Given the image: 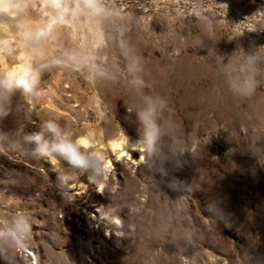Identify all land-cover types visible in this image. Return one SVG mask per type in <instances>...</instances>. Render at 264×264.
Listing matches in <instances>:
<instances>
[{
  "label": "rangeland",
  "instance_id": "obj_1",
  "mask_svg": "<svg viewBox=\"0 0 264 264\" xmlns=\"http://www.w3.org/2000/svg\"><path fill=\"white\" fill-rule=\"evenodd\" d=\"M110 2L129 14L126 35L143 60L146 79L154 81L152 91L168 99L182 139L193 148L194 156L185 153L180 165L165 162L168 175L163 179L190 188L182 192L159 183V173L150 174L138 151L120 155L115 148L122 131L130 143L138 139L130 110L135 98L119 82L92 88L75 73H61L44 84L50 92L40 102L29 105L17 93L0 130L13 132L23 124L24 131H36L47 117L77 133L90 128L110 165L102 187L89 182L86 173L62 184L56 168L63 169L66 162L0 154V180L18 179L16 184L0 183V199L17 196L18 207L35 221L32 264H43L46 249L58 245L72 264H141L143 248L159 249L157 264H178L167 237L146 240L139 227L165 194L169 199L184 195L195 233L186 250L193 264H251L252 258H264V165L247 152L257 148L264 157V80L252 97L235 98L214 74L208 55L213 48L226 61L238 47L249 51L264 46V0ZM194 8L212 21L211 41ZM198 39L202 46H196ZM194 140L199 143L192 144ZM151 175L165 194H157ZM217 198L220 211H210ZM112 217L121 220L119 227L109 223Z\"/></svg>",
  "mask_w": 264,
  "mask_h": 264
},
{
  "label": "clouds",
  "instance_id": "obj_2",
  "mask_svg": "<svg viewBox=\"0 0 264 264\" xmlns=\"http://www.w3.org/2000/svg\"><path fill=\"white\" fill-rule=\"evenodd\" d=\"M194 15L208 40H212V21L194 8ZM130 27L129 14L110 0H0V120L9 115L12 97L19 94L29 105L46 98L50 89L44 84L55 81L61 73L79 75L95 88L119 82L135 98L130 109L138 124V139L134 143L122 131L115 147L120 155L130 149L147 159L151 173H159V183H166L173 190L187 192L176 180L165 181L168 175L165 162L182 163L185 153L194 156L193 148L182 139L180 123L174 118V110L165 96L152 91L154 81L146 79L148 73L135 46L127 38ZM202 46V40L196 41ZM214 74L222 79L226 91L233 97L247 99L254 95L264 80V46L245 51L237 48L225 57L208 50ZM204 137L199 138L203 140ZM192 141V144L199 143ZM98 137L90 129L75 132L55 118H41L38 130L26 132L20 124L15 131L0 130V154L20 153L33 159H46L53 164L66 162L63 169L57 167L62 184L75 181L87 174L89 182L102 187L108 179L110 165L97 148ZM115 145V146H116ZM237 150L229 149V153ZM260 165H264L261 150L249 148ZM18 176V174H17ZM154 186L164 193L158 182ZM0 183H18L17 178L0 180ZM165 194V193H164ZM217 198L209 205L210 211L219 212ZM19 198L9 195L0 199V262L2 264H32L33 248L31 214L18 207ZM143 220V217L140 218ZM111 225L119 227L121 220L112 217ZM137 225H129L134 229ZM146 240L167 237L176 251L178 264H193L186 254L192 244L194 229L188 216L184 195L164 201L150 219L139 225ZM115 230V229H114ZM130 233L117 232L126 237ZM56 243V238H52ZM141 264H157L159 249H141ZM43 264H72L61 246L48 247ZM251 264H264V258Z\"/></svg>",
  "mask_w": 264,
  "mask_h": 264
},
{
  "label": "snow or ice",
  "instance_id": "obj_3",
  "mask_svg": "<svg viewBox=\"0 0 264 264\" xmlns=\"http://www.w3.org/2000/svg\"><path fill=\"white\" fill-rule=\"evenodd\" d=\"M115 147H119V145H116Z\"/></svg>",
  "mask_w": 264,
  "mask_h": 264
}]
</instances>
